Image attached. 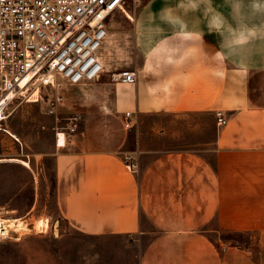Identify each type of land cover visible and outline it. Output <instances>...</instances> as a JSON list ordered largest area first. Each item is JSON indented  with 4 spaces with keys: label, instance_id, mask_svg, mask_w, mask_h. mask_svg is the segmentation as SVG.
Returning a JSON list of instances; mask_svg holds the SVG:
<instances>
[{
    "label": "crops",
    "instance_id": "1",
    "mask_svg": "<svg viewBox=\"0 0 264 264\" xmlns=\"http://www.w3.org/2000/svg\"><path fill=\"white\" fill-rule=\"evenodd\" d=\"M178 3L150 0L130 19L136 55L118 64L137 82L117 92L106 69L121 34L109 24L84 122L53 151L57 208L89 235L148 238L140 264H264V39L226 48L202 11L177 8L202 32L178 36L159 16ZM213 4L237 27L228 0ZM244 13L249 25L264 22ZM127 111L131 130L121 127ZM127 154L137 171L126 169ZM233 233L256 240L236 246L223 237Z\"/></svg>",
    "mask_w": 264,
    "mask_h": 264
},
{
    "label": "rangeland",
    "instance_id": "2",
    "mask_svg": "<svg viewBox=\"0 0 264 264\" xmlns=\"http://www.w3.org/2000/svg\"><path fill=\"white\" fill-rule=\"evenodd\" d=\"M149 2L130 0L126 11L135 18ZM110 23L121 38L120 51L107 63L106 82L117 92L128 85L113 82L111 75L124 69L136 71L118 64L125 56L136 55L135 27L124 12L116 13ZM92 84L81 83L78 85L83 88L77 89V85L62 81L58 89H43L35 103L26 98L14 102L1 123L0 159H22L30 166L18 162L0 164V219L4 223L12 219L20 225L19 230L9 232L8 238L0 239V264H140L148 238L89 235L71 226L57 208V164L53 154L58 145L56 133L74 115L81 116L78 130L81 128ZM57 94L64 97V103L57 115H52L49 100ZM75 108L78 112H72ZM121 127L126 130L123 124ZM184 141L179 138V142ZM223 237L236 246L256 240L253 234L233 233Z\"/></svg>",
    "mask_w": 264,
    "mask_h": 264
},
{
    "label": "built area",
    "instance_id": "3",
    "mask_svg": "<svg viewBox=\"0 0 264 264\" xmlns=\"http://www.w3.org/2000/svg\"><path fill=\"white\" fill-rule=\"evenodd\" d=\"M130 0H0V126L11 105L60 82L71 85L94 82L105 72L101 51L109 36L110 20L124 12ZM138 1V0H134ZM115 83L133 85L137 72L124 69L113 73ZM42 97V96H40ZM64 103L60 94L49 100V113L57 115ZM218 126L228 119L216 113ZM80 115L69 118L58 129V141L77 132ZM132 111L124 113V128L135 126ZM125 167L139 169L133 155Z\"/></svg>",
    "mask_w": 264,
    "mask_h": 264
},
{
    "label": "clouds",
    "instance_id": "4",
    "mask_svg": "<svg viewBox=\"0 0 264 264\" xmlns=\"http://www.w3.org/2000/svg\"><path fill=\"white\" fill-rule=\"evenodd\" d=\"M228 3L232 20L236 22L237 27L230 24L228 17L214 6L213 0H179L176 7H163L159 16L162 21L176 26L178 36L189 35L193 32L202 36L199 28H188L183 17L177 13V8L182 9L184 13L202 11L204 17L207 18L210 30L225 35L226 48L245 45L257 38L264 39V22L259 25H249L245 23L244 13L247 6L252 15L258 13L264 16V0H228Z\"/></svg>",
    "mask_w": 264,
    "mask_h": 264
},
{
    "label": "bare ground",
    "instance_id": "5",
    "mask_svg": "<svg viewBox=\"0 0 264 264\" xmlns=\"http://www.w3.org/2000/svg\"><path fill=\"white\" fill-rule=\"evenodd\" d=\"M124 13L130 18V19H134V16H132V14L128 11H124ZM38 99V93H34L33 95H31L29 97V99L27 100L28 102H37ZM0 162H18V163H22L26 166H29L30 163L28 161L22 160V159H17V158H10V159H0ZM6 223H4L1 219H0V239H5L8 238L10 236L9 232H15L16 230H19V224H17L16 222H14V220L12 219H6Z\"/></svg>",
    "mask_w": 264,
    "mask_h": 264
}]
</instances>
